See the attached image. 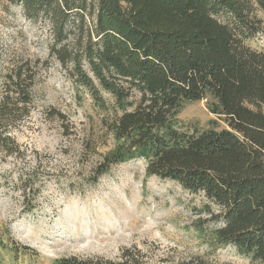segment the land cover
Returning <instances> with one entry per match:
<instances>
[{
  "label": "trees",
  "instance_id": "16d2710c",
  "mask_svg": "<svg viewBox=\"0 0 264 264\" xmlns=\"http://www.w3.org/2000/svg\"><path fill=\"white\" fill-rule=\"evenodd\" d=\"M9 2L29 21L48 18V56L76 94L89 95L111 136L91 181L114 164L142 159L146 176L202 195L194 209L204 219L193 224L211 250L232 245L264 264V50L249 44L263 29L264 0ZM26 78L21 69L9 74L22 115L30 100ZM199 100L215 116L206 126L178 117ZM3 105L0 150L13 141L6 129L14 120H4L13 115ZM53 264L148 263L133 247L114 259L69 255ZM168 264L213 263L197 255Z\"/></svg>",
  "mask_w": 264,
  "mask_h": 264
},
{
  "label": "rangeland",
  "instance_id": "374dc122",
  "mask_svg": "<svg viewBox=\"0 0 264 264\" xmlns=\"http://www.w3.org/2000/svg\"><path fill=\"white\" fill-rule=\"evenodd\" d=\"M259 15L263 29L249 44L264 50V14ZM51 35L48 18L29 21L19 5L0 0V102L3 113L13 115L5 122L14 120L6 129L13 141L0 150L3 264H53L69 255L114 259L133 247L148 264L197 255L213 264H261L232 245L211 250L193 224L204 219L194 209L202 195L146 176L142 159L114 164L91 181L99 152L112 139L100 128L89 95L76 94L59 62L48 56ZM15 69L29 84L25 115L21 104L13 107L18 96L10 90L9 74ZM178 117L206 126L215 116L199 100L187 103Z\"/></svg>",
  "mask_w": 264,
  "mask_h": 264
}]
</instances>
